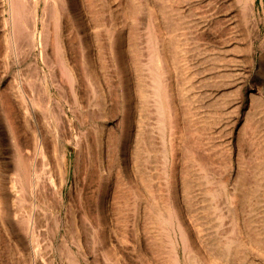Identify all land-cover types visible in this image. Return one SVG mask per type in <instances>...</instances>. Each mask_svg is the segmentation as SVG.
I'll return each mask as SVG.
<instances>
[{"label":"rangeland","instance_id":"374dc122","mask_svg":"<svg viewBox=\"0 0 264 264\" xmlns=\"http://www.w3.org/2000/svg\"><path fill=\"white\" fill-rule=\"evenodd\" d=\"M0 184V264H264V0H0Z\"/></svg>","mask_w":264,"mask_h":264},{"label":"bare ground","instance_id":"6f19581e","mask_svg":"<svg viewBox=\"0 0 264 264\" xmlns=\"http://www.w3.org/2000/svg\"><path fill=\"white\" fill-rule=\"evenodd\" d=\"M245 1H246V0H245ZM249 4H250V3H249ZM250 5H251V4H250ZM10 7H12V6H10ZM249 7L252 8V5L249 6ZM10 13H11V12H10ZM12 13H13V12H12ZM9 16H10V15H9ZM9 18H10V17H9ZM11 18H12V17H11ZM13 20H14V19H13ZM9 22H10V21H9ZM11 23H12V22H11ZM13 24H14V22L11 24V26H12ZM12 29H13V26H12V28H11V32L13 33L14 31H13ZM15 32H17V31H15ZM12 33H10V34H12ZM13 34H15V33H13ZM10 36H11V35H10ZM14 36H15V35H14ZM12 38L15 39L14 37H12ZM13 39H12V41H13ZM10 40H11V39H10ZM15 42H16V41H15ZM15 42L13 41V43H15ZM10 44H11V43H10ZM13 45H14V44H13ZM11 46H12V45H11ZM13 47H14V46H13ZM14 48H15V47H14ZM72 80H73V79H72ZM73 82H75V80H74ZM60 113H61V112H60ZM62 113H63V112H62ZM60 116H61V114H60ZM62 116H64V115H62ZM101 136H102V135H101ZM99 137H100V134H99ZM99 137H98V139H99ZM100 138H101V137H100ZM102 138H103V137H102ZM102 140H103V139H102ZM43 141H44V140H43ZM105 142H106V141H104V142H102V143H105ZM39 144H40V145H39L40 148H42L41 146L44 147V145H45V144H44V145H41V143H39ZM42 144H43V143H42ZM51 144H52V143H51ZM105 144H106V143H105ZM54 145H55V144H54ZM45 146H46V145H45ZM104 148H105V147H104ZM43 149H44V148H43ZM51 149H52V147H51ZM53 149H54V148H53ZM55 149H56V148H55ZM40 150H42V149H40ZM101 150H104V149L101 148ZM106 150H107V149H106ZM42 151H43V150H42ZM98 151H99V150H98ZM44 152H45V151H43V154H44L43 157L45 156V153H44ZM56 152H57V151L55 150V151H54V160H55V166H56V168L58 169V173H59V175H60V182H59V183H56V181H55V179H54L53 176H52V177L50 176V177H51V178L49 179L50 182H49L47 179H46V180H47L48 183L51 184V186L53 187V189H55V191H56L55 194L58 193V194H59L58 196L62 197V196H63V185H64L65 182H66V177L63 176L64 174H62V173H63V169L65 168V160H64V159H59V157L56 156V155H57ZM99 152H100V151H99ZM51 153H52V152H51ZM104 154H105V153H104ZM49 155H50V154H49ZM102 156H103V153H102ZM45 157H46V156H45ZM47 157H48V155H47ZM49 157H50V156H49ZM99 157H100V153H99ZM101 158H103V157H101ZM46 159H47V158H46ZM99 159H100V158H99ZM44 160H45V159H44ZM54 160H53V162H54ZM102 160H103V159H102ZM102 160H101V161H102ZM45 161H46V160H45ZM46 162H47V161H46ZM49 162H51V164H52V161H49ZM102 162H103V161H102ZM47 163H48V162H47ZM88 165H89V164H88ZM88 165H87V166H88ZM135 166H136V164H135ZM91 167H92V166H91ZM92 168H93V167H92ZM92 168H91V169H92ZM51 169H52V165H51ZM53 169H54V168H53ZM89 169H90V166H89ZM89 169H87V174H88V175H89V173H90V170H89ZM103 169H104V168H103ZM99 170H100V169H99ZM104 170H105V169H104ZM104 170H103V171H104ZM93 171H94V170H92V174L94 173ZM30 172H31V171H30ZM32 172H34V171H32ZM35 172H36V171H35ZM35 172H34V173H35ZM51 172H52V170H51ZM239 172H240V171H239ZM53 173H54V172H53ZM64 173H65V172H64ZM32 174H33V173H32ZM51 174H52V173H51ZM51 174H50V175H51ZM90 174H91V173H90ZM53 175H54V174H53ZM105 175H106V174H104V176H105ZM237 175H238V174H237ZM239 175H241V174H239ZM258 175H259V174H258ZM258 175H257V176H258ZM55 176H56V175H55ZM89 176H90V175H89ZM57 177H58V176H57ZM239 177H240V176H239ZM37 178L39 179V177H36V175H33V176L30 178V183L27 181V183H29V184L31 185V186H29V188L31 187V188H33V190H34V188H36L35 186H37ZM108 179H109V175H106V176H105V192L108 190V183H109V180H108ZM236 179H237V178H236ZM238 179L240 180V178H238ZM255 179H256V178H255ZM258 179H260V178H258ZM258 179H257V180H258ZM11 180H14V181H15V180H18V179H11ZM11 180H10V181H11ZM239 180H238V181H239ZM38 181H39V180H38ZM57 181H58V180H57ZM241 181H242V179H241ZM11 182H12V181H11ZM15 182L17 183V181H15ZM15 182H13V183H15ZM18 182H19V181H18ZM102 182H103V181H102ZM235 182L237 183V180H236ZM256 182H258V181H256ZM236 183H234V184H236ZM240 183H241V182H240ZM109 184H111V183H109ZM242 184H243V183H242ZM0 185H3V184H0ZM11 185L14 186V184H11ZM11 185H9V186L11 187ZM20 185H21V184H20ZM39 185H41V184H39ZM42 185H43V184H42ZM184 185H185V184H184ZM13 186H12V187H13ZM109 186H110V185H109ZM185 186H186V185H185ZM234 186H235V185H234ZM4 187H5V186H4ZM110 187H111V186H110ZM242 187H244V186L242 185ZM255 187H256V186H255ZM260 187H261V184H260V186H258L257 191H258V189H259ZM7 188H8V187H7ZM31 188H30V189H31ZM37 188H38V187H37ZM42 188H43V187H42ZM185 188H186V187H185ZM234 188H235V187H234ZM234 188H232V189L235 190L237 187H236L235 189H234ZM250 188H251V187H250ZM250 188H249V189H250ZM253 188H254V187H253ZM1 189H2V188H1ZM53 189H52V190H53ZM186 189H187V188H186ZM186 189H185V190H186ZM260 189H261V188H260ZM3 190H4V189H3ZM7 190H8V189H7ZM9 190H10V189H9ZM41 190H42V189H41ZM41 190H40V191H41ZM103 190H104V189H103ZM233 190H232V191H233ZM246 190H247V188H246ZM255 190H256V188H255ZM31 191H32V190H31ZM38 191H39V190H38ZM43 191H44V189H43ZM111 191H113V190H111ZM236 191H237V190H236ZM243 191H244V189H243ZM4 192H5V197H6V191H4ZM7 192H8V191H7ZM44 192H46V191H44ZM50 192H52V191H50ZM105 192H104V194H105ZM108 192H109V191H108ZM237 192L240 193V191H237ZM245 192H246V191H245ZM42 193H43V192H42ZM52 193H53V192H52ZM52 193H51V195H52ZM106 193H107V192H106ZM112 193H113V192H112ZM232 193H233V192H232ZM234 193H235V192H234ZM241 193H242V192H241ZM247 193H248V192H247ZM247 193H246L245 195H247ZM31 194H32V193H31ZM35 194H36V191H35ZM35 194H34V195H35ZM40 194H41V193H40ZM48 194H49V193H48ZM102 194H103V193H102ZM235 194H236V193H235ZM235 194H234V195H235ZM243 194H244V193H242V195H243ZM254 194H256V193L254 192ZM254 194H253V195H254ZM34 195H33V196H34ZM46 195H47V193H46ZM49 195H50V194H49ZM108 195H109V194H108ZM248 195H250V194L248 193ZM2 196H4L3 193H2ZM37 196H38V195H37ZM104 196H105V195H104ZM109 196H110V195H109ZM112 196H113V195H112ZM112 196H111V197H112ZM115 196H116V195H115ZM236 196H237V195H235V197H236ZM251 196H252V194H251ZM0 197H1V194H0ZM34 197H35V196H34ZM38 197L40 198V196H38ZM38 197H37V199H38ZM47 197H48V196H47ZM232 197H233V196H232ZM247 197H248V196H247ZM1 198H2V197H1ZM3 198H4V197H3ZM41 198H42V196H41ZM43 198H44V197H43ZM49 198H50V197H49ZM105 198H106V196L104 197V199H105ZM112 198L114 199V197H112ZM44 199H45V198H44ZM3 200H5V198H4ZM8 200H9V199H8ZM8 200H7V201H8ZM114 200H115V199H114ZM247 200H248V199H247ZM7 201L5 200V202H7ZM45 201H46V199H45ZM48 201H49V200H48ZM48 201H47V203H48ZM2 202H3V201H2ZM2 202H1V204H2ZM34 203H36V202H34ZM45 203H46V202H45ZM116 203H117V202H116ZM3 204H4V203H3ZM5 204H6V203H5ZM7 204H9V202H7ZM10 205H11V204H10ZM10 205H9V207H10ZM31 205H32V204H31ZM34 205H35V204H34ZM47 205H48V204H47ZM5 206H6V205H5ZM7 207H8V205H7ZM9 207H8V209H9ZM35 207H36V206H35ZM35 207H34V208H35ZM37 207H38V206H37ZM37 207H36V208H37ZM11 208H12V207H10V210H12ZM32 208H33V207H32ZM38 208L40 209V207H38ZM117 208H118V206H117ZM6 209H7V208H6ZM250 209L252 210V207H251ZM4 210H5V209H4ZM117 210H118V209H117ZM255 210H256V209H255ZM7 211H8V210H7ZM39 211H42V210H39ZM39 211L37 212V210H36L37 213H39ZM72 211H73V210H72ZM74 211H75V210H74ZM247 211H248V210H247ZM252 211H253V210H252ZM43 212H45V210H44ZM118 212H119V211H118ZM6 213H7V212H6ZM40 213H41V212H40ZM247 213H248V212H247ZM249 213H250V212H249ZM4 214H5V213H4ZM9 214H10V212H9L7 215H9ZM31 214H32V213H31ZM31 214H30V215H31ZM69 214H70V213H69ZM73 214H74V213H73ZM73 214H72V216H73ZM7 215H6L4 218H6ZM39 215H41V214H39ZM42 215H43V214H42ZM42 215H41V216H42ZM44 216H46V213H45ZM247 216H248V215H247ZM251 216H252V215H251ZM28 217H29V216H28ZM68 217H69V216H68ZM68 217H67V219L70 220V218H68ZM75 217H76V216H75ZM75 217H74V218H75ZM248 217H249V216H248ZM253 217H254V216H253ZM253 217H252V218H253ZM8 218H9V217H8ZM33 218H35V217L33 216L32 219H33ZM74 218H73V219H74ZM252 218H251L250 220H252ZM254 218H255V217H254ZM10 219H11V218H10ZM28 219H29V222L32 221L31 217L27 218V220H28ZM77 219H78V218H77ZM255 219H256V218H255ZM8 220H9V219H8ZM12 220H13V219H12ZM12 220H11V221H12ZM35 220H36V219H35ZM75 220H76V219H75ZM256 220H257V219H256ZM5 221L7 222V219H5ZM252 221H254V220H252ZM9 222H10V221H9ZM9 222H8V223H9ZM26 222H27V221H26ZM34 222H35V221L33 220V223H34ZM37 222H38V220H37ZM66 222H67V220H66ZM71 222H72V221H71ZM75 222H77V220L74 221V227H76V226H75ZM255 222H256V221H255ZM8 223H6V224H8ZM35 223H36V222H35ZM35 223H34V224H35ZM72 223H73V222H72ZM77 223H78V222H77ZM109 223H110V222H109ZM256 223L258 224L259 222H256ZM9 224H10V223H9ZM27 224H28V223H27ZM68 224H69V223H68ZM250 224H251V223H250ZM253 224H255V223H253ZM70 225H72V224H70ZM76 225H77V224H76ZM108 225H109V224H108ZM251 225H252V224H251ZM251 225H250V226H251ZM6 226H7V225H6ZM27 226H28V225H27ZM34 226H35V225H34ZM189 226H190V225H189ZM254 226H256V225H254ZM8 227H9V226H8ZM10 227H11V226H10ZM29 227H30V229L27 228V230H28V231L30 230L31 233H33L34 231H33L32 223H31V226H29ZM71 227H72V226H71ZM79 227H80V226H78V228H79ZM186 227H187V226H186ZM257 227H259V225H258ZM257 227H254V229H255V228L257 229ZM260 227H263V226L261 225ZM72 228H73V227H72ZM108 228H109V227H108ZM110 228H111V227H110ZM110 228L107 229V230H110ZM35 229H36V228H35ZM188 229H190V228H188ZM188 229H187V230H188ZM10 230H11V228H10ZM14 230H15V229H14ZM70 230H72V229H70ZM76 230H77V228H76ZM76 230H74V233H75ZM79 230H80V229H79ZM79 230H78V231H79ZM17 231H18V230H17ZM80 231H82V230H80ZM80 231H79V232H80ZM188 231H189V230H188ZM255 231H256V230H255ZM10 232H12V231H10ZM13 232H14V231H13ZM15 232H16V231H15ZM252 232H253V231H251V233H252ZM259 232H260V230H259ZM261 232H262V231H261ZM14 234H15V233H14ZM70 234H71V233H70ZM77 234H78V232H77ZM81 234H82V233H81ZM81 234H80V235H81ZM253 234H254V233H253ZM259 234H260V233H259ZM17 235H18V233H17ZM68 235H69V233H68ZM261 235H262V234H260V236H261ZM263 235H264V234H263ZM263 235H262V236H263ZM31 236L33 237V234H32ZM34 236H35V235H34ZM257 236H258V233H256V237H257ZM72 237H73V236H71L70 238H72ZM258 237H259V236H258ZM29 238H30V237H29ZM79 238H80V237H78V239H79ZM82 238H83V236H82ZM32 239H33V238H32ZM78 239H77V237H76V240H78ZM80 239H81V238H80ZM257 239H258V238H257ZM261 239H262V237L260 238V240H261ZM34 240H36L35 237H34ZM72 240L74 241V239H72ZM254 240H255V239H254ZM262 240H263V239H262ZM262 240H261V241H262ZM30 241H32V240H30ZM194 241H195V240H194ZM256 241H257V240H256ZM27 242H29V241H27ZM32 242H34V241H32ZM61 242H62V241H61ZM191 242H193V241H191ZM262 242H263V241H262ZM30 243H31V242H30ZM30 243H29V244H30ZM34 243H35V242H34ZM63 243H64V242H63ZM63 243H62V244H63ZM107 243H108V242H107ZM107 243H106V244H107ZM196 243H197V242H196ZM260 243H261V242H260ZM32 244H33V243H32ZM109 244H110V243H109ZM109 244H108V246H109ZM198 244H199V243H197V245H198ZM262 244H263V243H262ZM60 245H61V244H60ZM77 245H78V244H77ZM79 245H80L79 247H81V244H79ZM194 245L196 246L195 242H194ZM29 246H30V245H29ZM34 246H35V244H34ZM58 246H59V245H58ZM62 246H63V245H62ZM192 246H193V243H192ZM199 246H200V245H198V246H196V247H199ZM69 247H70V246H69ZM69 247H68V248H69ZM79 247H78V248H79ZM105 247H106V245H105ZM193 247H194V246H193ZM36 248H37V247H36ZM62 248H63V247H61V250H62ZM68 248H66V246H65V249H67V251L69 252L70 249L68 250ZM31 249H33V248H31ZM34 249H35V248H34ZM58 249L60 250V246H59ZM82 249H83V247H82ZM106 249H107V248H106ZM193 249H194V248H193ZM227 249H229V248H227ZM63 250H64V248H63ZM63 250H62V252H64ZM196 250H197V248H196ZM199 250H201V249H199ZM31 251H32V250H31ZM39 251H40V250H39ZM42 251H43V250H42ZM42 251H41V252H42ZM55 251H56V250H55ZM70 251H71V250H70ZM80 251H81V250H80ZM82 251H83V250H82ZM33 252H34V250H33ZM36 252H37V251H36ZM58 252H59V251H58ZM60 252H61V251H60ZM60 252H59V253H60ZM65 252H66V250H65ZM71 252H72V251H71ZM258 252H259V251H258ZM31 253H32V252H31ZM37 253H38V252H37ZM39 253H40V252H39ZM196 253H199V251H198V252L196 251ZM33 254H35V253H33ZM52 254H53V253H52ZM261 254H262V253H261ZM35 255H36V254H35ZM259 255H260V254H259ZM194 256H195V255H194ZM261 257H262V256H261ZM199 258H200V257H199ZM197 259H198V258H197ZM207 260H208V259H207ZM176 261H177V260H176ZM210 261H211V260H210ZM255 262H257V261H255ZM175 263H176V262H175ZM253 263H254V262H253ZM255 264H257V263H255Z\"/></svg>","mask_w":264,"mask_h":264}]
</instances>
